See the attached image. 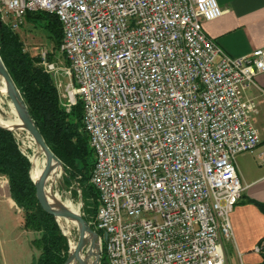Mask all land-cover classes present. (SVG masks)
Instances as JSON below:
<instances>
[{
  "label": "built area",
  "instance_id": "built-area-1",
  "mask_svg": "<svg viewBox=\"0 0 264 264\" xmlns=\"http://www.w3.org/2000/svg\"><path fill=\"white\" fill-rule=\"evenodd\" d=\"M29 12L63 29L68 65L45 68L68 78V110L83 105L99 194L89 225L108 235V263L226 264L245 190L237 158L260 145L245 94L264 48L226 55L204 30L223 14L216 0H0L15 32Z\"/></svg>",
  "mask_w": 264,
  "mask_h": 264
},
{
  "label": "trees",
  "instance_id": "trees-1",
  "mask_svg": "<svg viewBox=\"0 0 264 264\" xmlns=\"http://www.w3.org/2000/svg\"><path fill=\"white\" fill-rule=\"evenodd\" d=\"M25 22L45 28L60 50L63 29L56 16L29 12ZM0 57L47 146L69 174L66 182L71 184L79 178L87 202L88 217L84 219L89 224L96 218L99 194L90 184L95 156L89 137L83 131L82 102L78 100L70 110L62 107L53 77L41 67L40 59L26 53L19 34L6 26L1 16ZM31 168L15 134L0 127V177L7 178L11 198L24 214L23 229L41 234L40 239L32 243L40 255L31 264H66L69 242L56 219L39 205L30 176ZM260 208L264 212V206ZM97 233L103 238V233ZM100 264H109L105 254H102Z\"/></svg>",
  "mask_w": 264,
  "mask_h": 264
},
{
  "label": "crops",
  "instance_id": "crops-1",
  "mask_svg": "<svg viewBox=\"0 0 264 264\" xmlns=\"http://www.w3.org/2000/svg\"><path fill=\"white\" fill-rule=\"evenodd\" d=\"M216 2L223 14L216 21L206 23L204 30L226 55L243 58L264 48V0ZM245 97L256 103L252 119L259 133L260 145L257 151L237 158V173L245 190L231 215L233 240L226 246V252L230 264H263V256L256 254L255 249L264 241V212L260 208L264 206V164L260 158L264 153V74L257 77L255 86L246 92ZM2 204L24 215L11 198L6 177H0ZM22 233L26 236L25 255L22 262L16 264H31L40 255L32 243L39 240L41 234L24 229ZM0 264H8L1 248Z\"/></svg>",
  "mask_w": 264,
  "mask_h": 264
},
{
  "label": "rangeland",
  "instance_id": "rangeland-1",
  "mask_svg": "<svg viewBox=\"0 0 264 264\" xmlns=\"http://www.w3.org/2000/svg\"><path fill=\"white\" fill-rule=\"evenodd\" d=\"M16 33L19 34L26 53L30 54L34 58L40 59V65L43 67V69L46 70L45 62L55 64L60 69L67 66L59 48H56V44L52 38V35L45 28H36L33 25L24 22L23 25L18 30H16ZM51 76L53 77L58 90L61 105L66 110H68L67 102L63 97L64 87L69 83V80L61 73H59L57 76ZM16 138L22 153L26 156L32 154V151L26 147V136L21 134ZM68 175L69 174L67 171L64 169V167H62L61 178L56 191L60 194L64 201H69L76 207H80L79 214L83 218L88 217V212L85 209V204L87 202L84 199L79 178L75 179V181L71 184H68L66 182ZM94 222L95 219H91L90 223L92 224ZM22 224H24V215L18 214L16 211L9 210L6 204L0 205V248L3 249L5 259L8 264H16L18 262L21 263L22 259L24 258L26 249V236L22 233ZM59 227L63 235L67 238L70 246V239L64 234L60 225ZM71 233L74 238L79 240L80 232L77 229H73ZM226 246H228V244ZM90 249V245L87 246L83 254L88 256ZM93 260L94 259L92 257L91 261ZM226 264H230L227 252Z\"/></svg>",
  "mask_w": 264,
  "mask_h": 264
},
{
  "label": "water",
  "instance_id": "water-1",
  "mask_svg": "<svg viewBox=\"0 0 264 264\" xmlns=\"http://www.w3.org/2000/svg\"><path fill=\"white\" fill-rule=\"evenodd\" d=\"M0 74L2 77L8 82L9 84V98L13 102L16 111L18 113V118L22 122V124L25 126L26 130L28 133L34 138L36 143L40 148H42L46 153L49 154L46 166L43 170V173L41 175V178L39 179L38 182H34L32 179V170L36 168V163H33V161L27 156L29 159L32 168H31V180L36 188V197L39 202V205L41 208L49 215L53 216L57 223L59 224L58 220H66V221H73L76 222L81 230H80V237L77 242V246L75 249V252H71V247H70V253H69V258L66 262V264H72L73 262H82L81 259V254L84 252L86 249V237H89L91 239L90 243V252L87 258L91 259L93 257L92 264H100L101 256H102V251L100 247V237L97 232H95L91 226L85 221V219L80 215V214H75L69 210H61L59 212H56L51 205L48 202V198L46 195V185L48 183V180L53 173V167H54V162H58L62 168V163L58 160V158L52 153V151L49 149L47 146L44 138L40 134L38 128L36 127L33 119L31 118L29 111L18 91L16 88L14 82L12 81L1 57H0ZM1 127V126H0ZM4 130L10 131L12 133L15 132V129L13 128H4L1 127ZM104 241H108V235L104 234Z\"/></svg>",
  "mask_w": 264,
  "mask_h": 264
},
{
  "label": "bare ground",
  "instance_id": "bare-ground-1",
  "mask_svg": "<svg viewBox=\"0 0 264 264\" xmlns=\"http://www.w3.org/2000/svg\"><path fill=\"white\" fill-rule=\"evenodd\" d=\"M0 126L4 128L15 129V136L24 134L26 136L27 148L32 151V154L28 157L36 163V168L32 170V179L34 182H38L41 178L43 170L46 166L49 154L38 146L34 138L28 133L25 126L18 118V113L13 102L9 98V84L0 74ZM62 168L58 162H54L53 173L51 174L48 183L46 185V195L51 207L59 212L61 210H69L75 214H79L80 207H76L69 201H64L60 194L56 191L58 183L61 178ZM59 225L61 226L64 234L70 239L71 252L74 253L78 240L72 236L71 231L77 229L81 230L80 226L73 221H66L59 219ZM91 239L86 237V245L89 246ZM82 262H73L72 264H92L91 259L87 258L83 253L81 254Z\"/></svg>",
  "mask_w": 264,
  "mask_h": 264
}]
</instances>
